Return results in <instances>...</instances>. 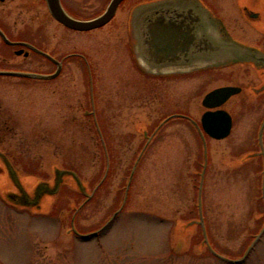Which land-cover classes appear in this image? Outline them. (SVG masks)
I'll use <instances>...</instances> for the list:
<instances>
[{"label": "rangeland", "instance_id": "rangeland-1", "mask_svg": "<svg viewBox=\"0 0 264 264\" xmlns=\"http://www.w3.org/2000/svg\"><path fill=\"white\" fill-rule=\"evenodd\" d=\"M27 1L4 4L12 8L10 22L16 20L7 27L12 37L58 58L75 54L50 80L0 75V152L31 199L39 181L53 191L35 199L38 207L27 208L25 193L8 177L0 156V264H231L207 251L201 243L203 230L210 245L231 258L242 257L256 238L239 264H264L262 177L257 164L251 167L238 159L243 154L239 151L257 146L249 137L254 134L255 139L261 111L230 107L235 116L230 136L208 142L200 206L203 146L192 124L182 118L170 120L150 138L123 201L129 172L147 135L173 112L199 119L201 97L225 75L195 73L227 60V53L214 58L204 49L197 56L198 34H193L184 52L158 56L151 42L153 26L147 30L146 23L159 19L158 8L172 7L174 0L143 4L128 14L122 5L112 22L85 32L66 29ZM64 1L78 17L92 18L109 0ZM207 2L229 26V38L254 41L251 22L238 16L234 0ZM249 2L251 10L259 9L260 0ZM207 18V12L199 13L204 25L199 34L210 31ZM127 30L138 67L131 59ZM82 54L85 60L79 58ZM142 64L178 76L144 78L136 70L148 74ZM53 68L41 55L16 54L0 39V69ZM106 159L110 171L98 184ZM66 173L55 188V179ZM17 194V201H11ZM82 201L74 225L84 232L98 229L121 207L102 234L85 242L68 233L72 210Z\"/></svg>", "mask_w": 264, "mask_h": 264}, {"label": "flooded vegetation", "instance_id": "flooded-vegetation-1", "mask_svg": "<svg viewBox=\"0 0 264 264\" xmlns=\"http://www.w3.org/2000/svg\"><path fill=\"white\" fill-rule=\"evenodd\" d=\"M109 1H108V3H109ZM174 1H175L173 4L174 6H172V7H171V3L170 4L169 3H163V5L169 4L170 6H164V7L158 8L159 10L162 11L161 17H163L166 21H171V22H175V23L183 22V23L191 25L192 33L195 34L196 36L198 34V36H197L198 45L196 46V49H194V52H197L199 54V53H202L205 49L206 53L212 54V56L214 58L216 56H218V53H222V54L227 53V56H228V59L226 58L227 60L223 61L221 66H216V68L214 67L211 69L204 70L202 72L195 73L196 75L199 74L200 76H204V74H209L211 76L210 78H212L216 73H221L222 77L225 75L223 77V79L221 78L223 81L212 85V87L208 88L204 92L203 96L201 97V105L204 109L200 113L198 120L195 117H193L199 122V128L202 129L201 124H200V117H201L202 113L205 112L206 110H214V109L222 108V109H225L231 116V119H232L231 129H230L229 134L226 135L225 137L217 139V138H213V137L209 136L208 134H206L204 132V137H205V140L207 142V146H208L209 140H214V141L224 140L230 136V134L232 132L233 125H234V119H235V116L232 112L233 110H231V108H230L232 106L233 108L236 107V109H238L240 111H243L246 109H248V110L253 109L255 111H261V115L258 118L260 121H259V125L257 126L256 132H255V139L253 136L254 134H252V136L250 134V137H249L250 142L257 145L256 146L257 148L255 147L253 150L257 149L258 151H255V152H259L260 151V147H259L260 143L263 144V148H264V0H260L259 9H257V10H251V8H250L251 6L249 5L250 4L249 1H251V0H234V7L233 8L235 9V12L238 14L239 17H241L243 19V21H245L246 17H247L251 22L250 28L252 29V31L255 32V39L253 42H250V43H246L244 41H241V40L235 39V38H232V39L229 38L228 37V34H229L228 32L230 31L229 26L220 18L221 16L219 17V15H217V13H215L213 7L210 5V3L207 2V0H174ZM6 2H15V0H0V30L5 34V36L9 40H12V41H18V42L22 41V42L30 43L31 45H34L38 49L44 50L45 52H47L51 56H53V54L48 52V50L41 48L40 46L34 44L33 42H29V41L18 39L16 37L15 38L12 37V35L7 31V27H11V25L15 24L16 20L10 22L11 19L9 18V14L11 13L12 8H11V6L7 7L8 5L5 7L4 4ZM59 2H60L62 9L68 15H70L76 19H90V18L78 17L79 15L76 14L75 12H73L67 6V4L64 0H59ZM146 2H150V0H133V1L132 0H122L118 4L113 17L106 24L112 22V20L116 16L117 10H121L122 7H120V6L123 5V10L126 9L127 10L126 12L128 14L129 9L133 8L137 3H146ZM29 3H31L32 5H36L38 7L40 6V9L43 10V12H42L43 14L44 13L48 14V16H50L51 19L55 20L57 23H59L60 25H62L66 29L76 31V32H85V31H79V30L71 29V28L65 26L64 24H62L60 21L56 20L51 15L46 0H28L27 4H29ZM17 4H19V3H17ZM204 12L208 13L207 19L209 20L211 27H210V31L208 32V34H204V33L199 34L197 31L202 30V28H204V25L199 22V13L201 14ZM106 24H104L98 28H94V29L87 30V31L99 29V28L105 26ZM200 35H202V36H200ZM0 39L4 44L14 47L15 53L17 50L22 49L21 53H19V54H23L24 56H27L30 52H34L36 54L41 55L45 59H47L51 64H53L54 68H53V70H50L49 72H45V73H53L56 70L57 65L54 61H52L50 58L36 52L35 50H32L31 48H29L25 44H16V45L14 44V45H12V44L6 43L1 38V36H0ZM127 40H128V37H127ZM127 40H126V43H127ZM184 40L185 39H182V41H184ZM212 45L215 48L209 49L210 46H212ZM217 48H220L221 52L217 51V53H216ZM228 53H230V54H228ZM74 54L75 53H66L59 58L53 56L57 61H60V63H61L60 71L55 77H57L61 73L64 62ZM83 56L84 55L82 54V55H80L79 58H81ZM197 56H200V54ZM132 58H133V56H131V59ZM167 58H170V57H167ZM175 58L179 59L180 57H175ZM85 59H86V56L83 57V60H85ZM136 70L144 78L151 77L150 75L145 74L138 69H136ZM168 72L169 71L161 73L157 77H159L161 79H164V78L176 79V77L178 76V75H171V74L168 75ZM91 73L92 72H90V77H91ZM151 78H153V77H151ZM220 86H234V87H238L239 90L236 93L230 95L220 106H215V107H211V108L204 106L202 104V99H203L204 95L207 92L211 91L212 89H215V88L220 87ZM233 100H235V101H233ZM174 111H176V110H174ZM173 113H177V112H173ZM173 113H171V114H173ZM171 114H168V115H171ZM173 119L174 118L168 119L161 126V128L159 130H161L166 123H168L170 120H173ZM249 138H248V140H249ZM145 150L142 152L140 159L143 157ZM208 150H209V147H208ZM247 150H252V149H244V150L239 151V153H241L243 151L246 152ZM232 153L233 152H231V154ZM252 162L254 164H252ZM245 164H248L251 167H255V164H257V170H258V172H260L261 165L263 164L262 156L259 155L258 158H256L255 160L247 161V162H245ZM126 201H127V199L124 202L126 203ZM84 202L85 201H82L81 203L76 205L75 208L72 210L73 211L72 216L70 217V220H69L71 225L68 227L69 232L67 230V232L71 233L74 238L81 240L83 242L90 240L92 237H95L99 234H102L103 230L105 228L109 227V225L112 222L111 221L112 217H110L103 225H101L98 229H95L93 231L84 232V231L77 230L75 228V225H74V216L76 215L77 210L80 208V206H82L84 204ZM119 209H121V207H119L117 209V211H115V212H119L118 211ZM75 231H77L78 233L76 234ZM201 235H202L201 236V238H202L204 236V234L201 233ZM205 236L207 239L208 238L207 233H205Z\"/></svg>", "mask_w": 264, "mask_h": 264}, {"label": "water", "instance_id": "water-1", "mask_svg": "<svg viewBox=\"0 0 264 264\" xmlns=\"http://www.w3.org/2000/svg\"><path fill=\"white\" fill-rule=\"evenodd\" d=\"M122 0H110L107 4L104 11L99 14L98 16L91 18V19H76L70 15H68L61 7L59 0H46L49 11L51 15L58 21H60L65 26L79 31H87L94 28H98L104 24H106L114 15L116 8L118 4ZM160 2V1H158ZM140 6V4L138 5ZM136 6V7H138ZM140 27L142 28L141 24H143L142 21H140ZM153 26L154 34L151 38L152 45L157 49L156 54L161 55V57H164L165 54H171L178 51L184 52L188 46L192 38H194V35L192 33V27L189 24L183 23V22H171V21H165L163 17H159V19L153 21V22H147V30L148 26ZM149 26V27H150ZM151 30V28H149ZM173 31V34H169L167 31ZM179 34V35H178ZM0 36L1 38L8 44H25L31 49L35 50L36 52L50 58L52 61H54L57 65L56 70L53 73H39V72H33V71H25V70H9V69H0V75H6V76H19V77H29V78H37V79H50L55 77L61 68L60 61H57L54 57H52L50 54L34 47L33 45L26 43V42H18V41H10L5 34L0 30ZM182 39H185L182 41ZM147 41V39L145 40ZM215 47L210 46L209 49H214ZM22 49L17 50L16 54L21 53ZM217 51L221 52L220 48L216 49ZM155 54V55H156ZM220 55V53H218ZM230 54V53H228ZM157 58H161L158 57ZM172 57V56H170ZM216 65V64H213ZM238 87L234 86H220L215 89H212L211 91L207 92L203 99L202 104L208 108L220 106L230 95L236 93L238 91ZM200 123L201 127L204 130L205 133H207L209 136L213 138H223L226 135L229 134L232 124V119L230 114L222 108L214 109V110H206L202 113L200 117ZM1 159L3 160V163L6 166L8 177L12 179V181L16 182L18 184V190L25 193V199L22 201L24 205L29 207H38L39 204H37L35 199H39L41 196L44 195H50L53 193V191H49L47 189V183L39 181L36 183L35 190H33V196H35V201L32 198V194H30L28 191H25L24 187L20 184L17 172L15 169L11 167L9 164V161L6 156H4L0 152ZM57 168L54 170V173L56 172ZM69 174L60 175L59 179H55V188H57L61 182H63L64 177ZM74 177V176H73ZM77 184L79 185V180H77ZM81 186V185H79ZM19 197L20 195H11L10 199L11 201L15 202L16 197ZM31 196V198H30ZM17 203V202H16ZM214 252V251H213ZM215 253V252H214ZM218 255L217 253H215ZM219 257L229 260L230 262H237L241 259H227L225 257H222L221 255H218Z\"/></svg>", "mask_w": 264, "mask_h": 264}, {"label": "trees", "instance_id": "trees-1", "mask_svg": "<svg viewBox=\"0 0 264 264\" xmlns=\"http://www.w3.org/2000/svg\"><path fill=\"white\" fill-rule=\"evenodd\" d=\"M167 116H169V115H167ZM167 116H166V117H167ZM166 117H165V118H166ZM160 128H161V127H160ZM103 143H104V142H103ZM103 149H104V151L106 150V145H105V144H104V146H103ZM105 152H106V151H105ZM104 154L107 155L108 152H106V153H104ZM251 156H253V155L250 153L249 155H247V158L250 159ZM106 158H109V156H107ZM104 159H105V155H104ZM105 161H106V166H105L106 168H105V170L107 169V173H106V175H105V177H106V176L109 174L108 172L110 171V159H108V160L106 159ZM103 176H104V175H103Z\"/></svg>", "mask_w": 264, "mask_h": 264}]
</instances>
